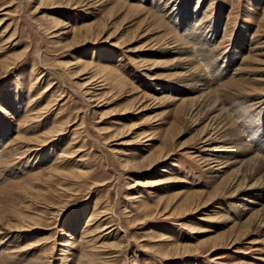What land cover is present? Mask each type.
Instances as JSON below:
<instances>
[{"label":"rangeland","instance_id":"obj_1","mask_svg":"<svg viewBox=\"0 0 264 264\" xmlns=\"http://www.w3.org/2000/svg\"><path fill=\"white\" fill-rule=\"evenodd\" d=\"M262 129L264 0H0V264H264Z\"/></svg>","mask_w":264,"mask_h":264},{"label":"bare ground","instance_id":"obj_2","mask_svg":"<svg viewBox=\"0 0 264 264\" xmlns=\"http://www.w3.org/2000/svg\"><path fill=\"white\" fill-rule=\"evenodd\" d=\"M58 24V23H57ZM58 27V26H57ZM173 49L177 50L175 52H170L171 54L173 53H180L179 51L182 50L179 48H176V47H172ZM22 56H19V57H16L15 55L11 56V57H7L5 58V63L1 66V69L4 71L8 70L10 68L11 65H13L14 62L16 61H19L21 59ZM181 58V57H180ZM179 61V64H180V67L183 69L182 71H184V73L182 74V76H187L189 79L190 77L192 76V79H194L195 77L194 76H197L198 73H197V70L196 68L193 66V63L190 59V57H184V58H181V59H178ZM177 61V62H178ZM102 69V68H101ZM201 79L199 78V86H200V90H202V94H201V97L200 98H207L208 95L210 94L209 91H207L206 87H205V84L201 83ZM205 82V81H204ZM209 85V84H208ZM86 87V86H85ZM210 97V95H209ZM177 100V99H175ZM208 99H206L207 101ZM211 102V101H210ZM209 102V103H210ZM209 105V104H207ZM211 105V103H210ZM208 106V107H211V106ZM45 108V107H44ZM210 110V108H209ZM211 113L209 114L208 116V122L206 123V127L209 129V131H211V128L212 126H214L212 128L213 133L212 135H214L213 137V140L211 139V141H213V144H217L219 143V147L214 150L213 154H212V160L210 163H208L207 167H208V170L210 173H212V176L216 179H219L221 178L224 174H226V171L228 169H230L231 165H233L234 163L237 162V160H235L234 156H231V157H227L229 154H234V153H239L241 152L240 148L242 150H246L244 152L245 153H249L248 152V149L245 145V143H243L242 140H239L238 137H241L238 133H236L235 129L231 128V126L228 124V121L226 118H223L222 115H221V110H219L217 107H216V103L213 104V106L211 107ZM223 113V112H222ZM226 119V120H225ZM222 120V122H221ZM220 123V124H219ZM208 133V131H207ZM206 133V134H207ZM205 134V135H206ZM61 135V134H60ZM207 141L210 140V138L208 137L206 139ZM205 142V141H204ZM207 143V142H206ZM235 143H238L239 145H236ZM211 145V144H210ZM214 147V146H212ZM216 147V146H215ZM245 147V148H244ZM214 149V148H213ZM251 153V152H250ZM253 153V152H252ZM162 154V153H161ZM241 154V153H240ZM243 154V153H242ZM243 154V155H244ZM160 155V154H159ZM162 156V155H161ZM261 156V155H260ZM157 161L159 160H155L153 163H156ZM210 161V160H209ZM216 161V162H215ZM158 163V162H157ZM217 163V164H216ZM243 163L245 165H247L246 167H251V170L253 169H256V176H254L252 178L253 183L251 184V186L247 187L245 190L244 188L240 187V185H242V182L240 181V183L236 186V189L234 190L235 194L238 195L240 192H245L247 190H250V189H253V187H257V186H264V180H261L260 177H259V174L260 172L262 173V171H264V157H259L258 155H251V157L248 156V158L244 159L243 160ZM151 164V165H152ZM257 166V167H256ZM251 170L249 169V171L251 172ZM248 172V173H250ZM254 172V171H253ZM252 172V174H253ZM251 174V173H250ZM255 174V173H254ZM264 175V174H263ZM253 176V175H252ZM250 177V176H248ZM264 177V176H263ZM244 178V177H243ZM247 178V177H246ZM222 179V178H221ZM237 179V178H235ZM250 180V179H248ZM246 181V180H245ZM249 182V181H248ZM235 183V182H234ZM235 187V186H234ZM245 187V186H244ZM259 187V188H261ZM256 189V188H255ZM244 190V191H243ZM262 198H264V194L261 196ZM260 197V198H261ZM261 198V200H262ZM255 200H249L248 202H245L241 207H239V210L240 211V215L241 217H247L245 220V222H247V224L250 226L251 224L254 225L256 223H259L260 225V222L263 220L261 218V215L263 214L262 211H264V204L262 205V203H258L257 202H254ZM257 206V205H260L261 208L258 209V210H255V211H252V209L254 208V206ZM249 212V213H248ZM248 214V215H247ZM264 227V226H262ZM264 232V231H263ZM66 237V236H65ZM216 238V237H215ZM214 240H212L213 242ZM221 241V240H220ZM184 248V247H183ZM187 252V251H186ZM89 253V252H88ZM87 253V254H88ZM92 253V252H90ZM89 253V254H90ZM86 254V253H85ZM86 254V255H87ZM85 255V257H86ZM89 256V255H88ZM92 256V254H91ZM93 257V256H92ZM88 258V257H87ZM86 259V258H85ZM90 259V258H89ZM98 259V258H97ZM88 260V259H87ZM91 260H93L91 258ZM90 261V260H88ZM86 262V261H85ZM90 262H88L89 264ZM90 264H94V263H90Z\"/></svg>","mask_w":264,"mask_h":264},{"label":"snow or ice","instance_id":"obj_3","mask_svg":"<svg viewBox=\"0 0 264 264\" xmlns=\"http://www.w3.org/2000/svg\"><path fill=\"white\" fill-rule=\"evenodd\" d=\"M261 134H264V129H262V133Z\"/></svg>","mask_w":264,"mask_h":264}]
</instances>
